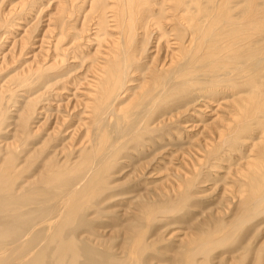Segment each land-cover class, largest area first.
<instances>
[{"label":"bare ground","instance_id":"obj_1","mask_svg":"<svg viewBox=\"0 0 264 264\" xmlns=\"http://www.w3.org/2000/svg\"><path fill=\"white\" fill-rule=\"evenodd\" d=\"M246 4L0 0V264H264V1ZM150 163L168 173L140 192Z\"/></svg>","mask_w":264,"mask_h":264},{"label":"rangeland","instance_id":"obj_2","mask_svg":"<svg viewBox=\"0 0 264 264\" xmlns=\"http://www.w3.org/2000/svg\"><path fill=\"white\" fill-rule=\"evenodd\" d=\"M263 1L264 0H258V2L260 3V6L261 5H263L262 3H263ZM246 2H247V0H239V4L241 5L240 6V8L241 9H243V8H246L247 7V5L248 4H246ZM40 22H42L41 24H45V21L43 20V18L40 20ZM40 22H38V23H40ZM34 26H35V31H34V33H33V35H35V38H34V40H37V39H39L40 37H41V34H42V30H43V28L44 27H40V26H38L37 24H34ZM38 43H35V44H32L31 46H28L27 47V51H30V48L31 47H33V46H36ZM30 53H27V54H25L22 58H21V60H23L25 57H27L28 55H29ZM83 86H81V88H82ZM81 88H79V90H78V92H82L81 91ZM21 93V92H20ZM68 93H70V92H68ZM67 94V92H65V93H62V94H59V96H53V95H50V98H52V99H46V100H42V101H40L41 102V105L42 104H44L45 103V108H44V110L46 111V112H49V111H52V110H54V106H57V104H58V100L60 99V101L59 102H63V99H62V97L63 96H65ZM78 96H79V94H78ZM20 101L22 100V98L21 97H17ZM47 104H53V105H47ZM9 114L10 115H12L13 114V111H9ZM11 118H14V116L13 117H11ZM6 133V137L5 138H3V139H5V140H7V141H9V140H11V134H9L7 131L5 132ZM38 134L39 135H44V131H43V129L42 128H39L38 129ZM183 138H185L184 137V135H183V137L179 140V141H175L173 138H171L172 140H170L169 141V143H171V144H176V145H179V144H188L189 142V140L188 139H183ZM132 152V151H131ZM129 155L130 156H132L133 154H130L129 153ZM147 156V155H146ZM145 156V157H146ZM151 165H153V166H151ZM156 164L155 163H150L149 165H148V167L146 168V170H144L145 171V173H146V171L148 170V168L149 169H151L152 168V170H151V173H153L152 174V176H150V177H147V174H149V173H143V174H139L138 175V177H137V180L134 182V184H133V186L137 189L138 188V191H140V192H142V188H144V186H145V184H142V183H145V182H149L148 184L149 185H154V184H156V183H158V182H160V180H162L164 177V175H166L167 173H168V171L166 170V171H164V170H162V171H155V170H157V168H159V166L157 165L156 167ZM124 170H126V169H124ZM159 172V173H158ZM164 174V175H163ZM133 176H135V174H132ZM156 175V176H155ZM120 176H122V174H120ZM162 176V177H161ZM137 182H138V184H141V186H139V185H136L137 184ZM130 183L128 182L127 184H126V186L127 185H129ZM148 184H147V186H148ZM130 186V185H129ZM143 186V187H142ZM131 191H132V187L131 188H129ZM132 193V192H131ZM130 193V194H131ZM202 206H204V204H202V205H200V208L202 207ZM119 207V206H118ZM122 208V206L121 207H119L117 210H118V212H119V209H121ZM177 224H179L178 222H176ZM173 226H175V227H177L176 226V224H173ZM118 227V226H117ZM175 227H172V229H174ZM169 229H171V228H169ZM152 230H153V227H152ZM164 234H165V231L163 232ZM114 239L113 240H115L114 242H118V240L119 239H121L122 238V236H121V234L119 233V232H117V233H115L114 235Z\"/></svg>","mask_w":264,"mask_h":264}]
</instances>
